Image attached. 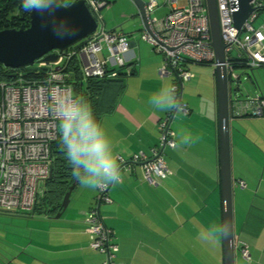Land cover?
Masks as SVG:
<instances>
[{"label":"crops","instance_id":"1","mask_svg":"<svg viewBox=\"0 0 264 264\" xmlns=\"http://www.w3.org/2000/svg\"><path fill=\"white\" fill-rule=\"evenodd\" d=\"M107 1L109 4L111 0ZM128 2L134 5L131 0ZM160 4L166 7L164 0ZM122 17L110 23L102 20L106 30L122 31L129 36L131 47L125 59L133 74L122 82L107 85L101 96L108 100L111 108H106L98 122L110 136L114 152L129 159L133 153L149 154L151 148L158 147L157 125L168 112L153 109L148 101L162 82L174 84L177 79L173 74L160 75L163 56L140 40L144 29L142 19L129 22L125 15ZM84 93H88L86 89ZM182 102L190 111L187 115H174L170 128L176 145L162 151L171 175L149 184L139 165L133 172L121 168L122 182L108 186L111 202L97 204L101 221L115 233L116 263L224 264L223 238L215 246L198 238L199 232L210 223L222 222L214 71L206 86L196 79L186 90L183 82ZM262 121L264 119L253 117L231 120L235 264H264ZM254 124H259L258 128L253 127ZM181 130L201 136L200 141L191 146L180 144ZM246 163L257 172L249 182L236 174L235 169L236 166L243 169ZM240 181L244 185L238 188ZM96 196L97 189L76 183L70 196V202L74 199L76 204L70 212L64 210L59 219L44 214L37 216L44 224L31 228L27 245L31 255L26 264H105L104 257L89 248L85 221L89 208L96 203ZM65 211H68L66 224H55ZM240 243L248 246L249 259L242 256Z\"/></svg>","mask_w":264,"mask_h":264},{"label":"built area","instance_id":"2","mask_svg":"<svg viewBox=\"0 0 264 264\" xmlns=\"http://www.w3.org/2000/svg\"><path fill=\"white\" fill-rule=\"evenodd\" d=\"M85 2L97 21L96 30L78 47L64 51L56 64L38 63L39 66H51L46 78L33 81L19 74L13 81H0L1 211L31 212L50 175L51 146L58 134L53 105L58 97L73 93L61 72L63 60L75 57L84 79L101 78L107 74V69L127 64L125 55L131 47L129 36L122 31L106 30L103 22L100 25V10L108 5V1ZM216 4L229 81L230 84L238 83L240 75L235 72L236 69L264 67V23L258 27L254 25L264 12V0L250 1L253 11L240 30L233 23L238 0H216ZM164 6L168 8L167 12L157 18L152 14L159 7L158 0L145 3L149 29L144 27L140 40L148 42L156 53L163 56L159 73L176 77L174 85L178 96V80L185 82L193 76L186 66L189 63L215 66V54L210 45L206 0H164ZM108 74L110 77L116 76L115 71ZM237 93L230 90L231 119L264 116V96L247 99L242 98L241 94L239 97ZM182 104L181 114L187 115L190 109L187 104ZM171 115L168 112L158 122L159 145L151 148L149 154L139 151L129 159L117 155L122 169L133 172L139 165L144 180L149 184L171 175L161 150L162 147L174 148L176 145L174 132L170 128ZM238 185L243 186L244 183L240 181ZM109 202L108 187L97 188L96 204L86 217L89 246L106 255L105 264H121L114 261L118 251L115 233L103 224L98 212L97 204ZM240 250L242 256L249 259L245 243H240Z\"/></svg>","mask_w":264,"mask_h":264},{"label":"water","instance_id":"3","mask_svg":"<svg viewBox=\"0 0 264 264\" xmlns=\"http://www.w3.org/2000/svg\"><path fill=\"white\" fill-rule=\"evenodd\" d=\"M145 28H148V16L143 0H131ZM251 0H238V9L233 13V23L240 30L245 20L253 11ZM55 10L45 9L29 12V25L26 28L0 29V63L8 68L30 66L35 62L53 65L67 49L86 39L97 27V21L89 10L85 0H72L68 5L60 3ZM211 42L215 54L214 76L216 80L217 124L219 140V179L221 193L222 222L231 225L227 238H223L224 264H235V236L233 225V176L231 158V116L229 73L226 67L224 45L222 43L216 0H206ZM63 21L74 30L75 35L60 38L54 31V23ZM240 83V78L238 80ZM179 99L182 101L183 82L178 80ZM239 91V87L235 89ZM171 120L176 113L171 112ZM171 122V121H170ZM164 150V147L161 149ZM51 173V170H50ZM74 182L62 200V212L67 209ZM59 212L56 218L61 216Z\"/></svg>","mask_w":264,"mask_h":264},{"label":"clouds","instance_id":"4","mask_svg":"<svg viewBox=\"0 0 264 264\" xmlns=\"http://www.w3.org/2000/svg\"><path fill=\"white\" fill-rule=\"evenodd\" d=\"M26 12L59 8L60 0H21ZM54 31L58 37L75 35L61 21L54 23ZM149 105L161 112L183 111L182 101L177 96L176 86L171 81L161 83L158 91L150 96ZM58 120L60 144L66 160L72 169V176L85 188L97 189L116 186L122 182L121 164L114 152L113 142L96 119L93 107L86 97L70 93L56 99L53 105ZM201 136H193L181 130L179 143L191 146L200 141ZM231 225L223 222L210 223L203 228L198 238L215 246L221 238H227Z\"/></svg>","mask_w":264,"mask_h":264},{"label":"trees","instance_id":"5","mask_svg":"<svg viewBox=\"0 0 264 264\" xmlns=\"http://www.w3.org/2000/svg\"><path fill=\"white\" fill-rule=\"evenodd\" d=\"M71 2L72 0H60V3L63 5H68ZM28 25L29 12L24 11V9L22 8L21 0H0V29L20 27L26 28L28 27ZM82 41L74 45L72 48L81 45ZM50 67L51 66H39L38 62H35L30 66L13 69L5 67L0 63V81H13L15 77L19 74L21 76H24L27 80L40 81L46 78L47 70L50 69ZM60 68L62 74L64 75L65 82L66 84L71 86L72 92L86 97L87 100L91 103L96 119L98 121L101 118L102 113L104 111H107L106 108H111V105H108V100L106 98L103 99L102 97V92L105 91L107 85L112 82H122L125 77L130 74H133V71L129 69L128 65L126 64L121 67H114L106 70L107 74L111 71H115L116 76L114 77H110L109 74H106L101 78L97 77L84 79L82 77L79 65L77 63V59H75V57L64 59ZM84 88L88 93H84ZM244 118L251 117L246 116L240 118H232L231 120ZM51 153V173L46 179L42 194L39 195L36 199L32 211L18 213L4 212L0 210V212L26 214L30 217L42 214L52 217L55 216L57 213L62 212V200L65 193L68 191L69 187L74 182H78L72 176L71 166L68 164L65 153L62 151L59 132L57 134L56 140L52 143Z\"/></svg>","mask_w":264,"mask_h":264},{"label":"rangeland","instance_id":"6","mask_svg":"<svg viewBox=\"0 0 264 264\" xmlns=\"http://www.w3.org/2000/svg\"><path fill=\"white\" fill-rule=\"evenodd\" d=\"M162 0H158L159 7L155 10L154 17L161 18L166 13V7H161ZM182 2L183 0H178ZM137 8L134 5H131L128 0H111L110 3L100 10L101 23L104 19L108 23H110L113 19L123 18L122 15H125V20H129V22L139 21L140 16L136 13ZM131 15H133L132 18ZM264 23V12L261 13V17L257 19L255 22V26L258 27L260 24ZM148 43V42H147ZM100 52L99 54H101ZM104 53L107 52L104 50ZM98 54V55H99ZM162 56V55H161ZM186 68L193 75L190 80L184 82V87L188 88L191 82L196 81V79H200L202 86L208 85V81H210L211 76L214 71V66L208 64H193L189 63ZM235 72L240 75V83L238 84L239 91L237 95L242 98L253 99L258 95L264 96V67H258L253 70L251 69H236ZM236 83H231L232 92L236 88ZM194 93L197 94V91ZM193 93V95H194ZM188 92H185V96H187ZM192 95V96H193ZM256 119H264V116L255 117ZM262 130H264V121L261 122ZM259 124H254L253 127L258 128ZM242 167L243 169L239 170L236 166V174L242 175L249 182L252 178V175L255 176L257 172H255L252 168H250V164L246 163ZM262 170L259 172V179L261 176ZM238 188L241 185H237ZM76 201L74 199L71 200L68 208L70 210L74 207ZM65 211L63 217L60 220L55 221V224H66L67 212ZM39 215L35 216H26L20 215L17 213H2L0 212V264H26L28 261V256L31 255V249L28 248L29 238H31L30 231L31 228L44 224L42 221H38ZM59 219V218H58ZM35 230V229H33ZM89 248L98 253L99 256H103L104 260H106V255L100 253L97 250Z\"/></svg>","mask_w":264,"mask_h":264},{"label":"flooded vegetation","instance_id":"7","mask_svg":"<svg viewBox=\"0 0 264 264\" xmlns=\"http://www.w3.org/2000/svg\"><path fill=\"white\" fill-rule=\"evenodd\" d=\"M239 84V82L238 83H236V85H238Z\"/></svg>","mask_w":264,"mask_h":264}]
</instances>
